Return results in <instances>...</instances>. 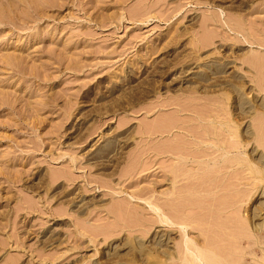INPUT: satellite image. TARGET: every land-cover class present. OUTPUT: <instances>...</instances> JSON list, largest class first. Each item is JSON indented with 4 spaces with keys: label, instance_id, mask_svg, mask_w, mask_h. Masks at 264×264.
Returning a JSON list of instances; mask_svg holds the SVG:
<instances>
[{
    "label": "rangeland",
    "instance_id": "obj_1",
    "mask_svg": "<svg viewBox=\"0 0 264 264\" xmlns=\"http://www.w3.org/2000/svg\"><path fill=\"white\" fill-rule=\"evenodd\" d=\"M251 55L264 0H0V264H171L162 211L222 255L237 199L261 259Z\"/></svg>",
    "mask_w": 264,
    "mask_h": 264
},
{
    "label": "bare ground",
    "instance_id": "obj_2",
    "mask_svg": "<svg viewBox=\"0 0 264 264\" xmlns=\"http://www.w3.org/2000/svg\"><path fill=\"white\" fill-rule=\"evenodd\" d=\"M263 46V45H262ZM255 53V52H254ZM257 53V52H256ZM253 55V54H252ZM251 55V56H252ZM250 56V57H251ZM253 58H251V60L249 61L251 64H253V66L254 67H256V68H258V71H260V70H262V71H264L263 69V67H261V65H262V63L264 62V60H262V59H259V58H261V57H257V56H252ZM263 62H262V61ZM248 62V63H249ZM264 64V63H263ZM262 66H264V65H262ZM263 68V69H262ZM260 69V70H259ZM257 71V72H258ZM262 71H260V72H258L260 75H263L262 74ZM260 75H258V77L260 76ZM260 79H261V76H260ZM259 82V81H258ZM260 84V83H259ZM259 116V115H258ZM258 119V118H257ZM259 120H261V122L259 121ZM257 122H260V123H262V119H259ZM256 122V121H255ZM260 123H258L259 125H260ZM263 123H264V121H263ZM262 123V124H263ZM257 124V125H258ZM260 125L259 127L260 128H262V126L264 127V124L263 125ZM256 125V126H257ZM258 127V126H257ZM258 127V128H259ZM256 129V128H255ZM257 130V129H256ZM260 133V132H259ZM264 134V133H263ZM260 136L262 137V135H261V133H260ZM259 136V137H260ZM264 138V137H263ZM262 139V138H261ZM255 141H256V139H255ZM261 141V140H260ZM260 141H259V143H260ZM262 143H263V139H262V141H261ZM261 143V144H262ZM263 145V148H264V144H262ZM227 154V152L225 151V161L227 160V158H226V155ZM227 162V161H226ZM231 163V162H230ZM235 163V162H234ZM236 164H238V163H236ZM226 165V164H225ZM251 167V166H250ZM255 167V166H254ZM263 169V168H262ZM253 170V169H252ZM255 170H257V169H255ZM258 171V170H257ZM258 173H259V171H258ZM257 173V174H258ZM262 173V172H261ZM260 173V174H261ZM253 183V182H252ZM194 184V183H193ZM252 186V185H251ZM190 191V190H189ZM249 191H251L250 192V194L252 193V191L253 190H248V192ZM247 192V191H246ZM247 192V193H248ZM245 196H246V198H247V194H245ZM245 196H243V197H245ZM249 196H251V195H249ZM224 197V196H223ZM240 197V196H239ZM240 198H242V197H240ZM216 200V199H215ZM216 204V203H215ZM227 203L225 202V205H226ZM229 205H223V207H225L224 209H225V211H226V213L229 211L230 212V214L233 216H231L230 217V215H229V223H230V225L229 226H231V223L233 224L230 228L232 229H229V231H231V233H230V236H232L231 238H233L235 241H236V243H234L233 245L232 244H230L231 246L229 247V243H228V245L227 244H221V246L222 247H224L225 248V253H224V251H222V255H221V250H223V248H221L220 246V248H221V250L220 249H218L217 248V246H216V244H214L215 245V248H213V247H211V245H209V243L207 244V243H205V244H199L198 242H197V240H195V239H193L192 237H191V235L189 234V232H188V230H187V227L189 228V226L191 225V224H189L188 222H187V220H185L186 218H182V216H180V217H178L179 216V213H177L178 215H174V213L175 212H171V214L173 213V215H174V217L176 216L177 218H181V219H178L177 221L175 220V219H177L176 217H175V219H174V217H173V215H171L170 213H165L164 211H162V215L160 216V222H163V223H165V224H174V225H177L178 226V228L179 229H181L180 231H181V243H179V249H178V255L177 256H174V257H172V256H170L171 257V259L172 258H174V259H172V262H171V264H247L246 263V261L244 260V255H245V251H244V249L242 248L243 246H241V244L242 243H240V241H241V239H243L244 238V236H248V238H251V236H252V238H254L253 236H256L254 233H249V229H247V227L246 226H244V225H246V224H244L243 226H242V214H241V202L237 199V201H232V203H228ZM228 206V207H227ZM159 207V206H158ZM222 207V208H223ZM156 209L158 210V211H160V209L159 208H157L156 207ZM172 209V208H171ZM170 209V210H171ZM223 209V210H224ZM222 210V209H221ZM174 211V210H173ZM181 211V210H180ZM119 212V211H118ZM179 212V211H178ZM182 212V211H181ZM125 213V212H124ZM225 213V214H226ZM122 214V213H121ZM226 216H227V214H226ZM123 217V216H122ZM224 217V216H223ZM228 218V217H227ZM230 219H233L232 220V222H230ZM227 220V219H226ZM226 220H225V222H226ZM125 221V220H124ZM207 221V220H206ZM223 221H224V219H223ZM191 222V221H190ZM192 223V222H191ZM221 223V222H220ZM244 223H246L245 221H244ZM227 224V223H226ZM235 224V225H234ZM219 225V224H218ZM228 225V224H227ZM220 226H222V225H220ZM224 226H225V224H224ZM234 226H235V228H236V231H235V229H234ZM248 226V225H247ZM217 227H219V226H217ZM222 228V227H221ZM249 228V227H248ZM220 229V228H219ZM224 229H227L226 227L224 228ZM227 229V230H228ZM222 230V229H221ZM234 230V231H233ZM225 231V230H224ZM234 232V233H233ZM108 233V232H107ZM116 233V232H115ZM221 233V232H220ZM223 233V232H222ZM225 233V232H224ZM229 233V232H228ZM103 234V233H102ZM209 234V233H208ZM229 235V234H228ZM249 235H250V237H249ZM109 236V235H108ZM107 236V237H108ZM208 236V238H209V236L210 235H207ZM227 236V235H226ZM246 236V237H247ZM105 237V236H104ZM220 237V236H219ZM222 237V236H221ZM220 237V238H221ZM225 237V236H224ZM214 238V237H213ZM227 238V237H226ZM230 238V239H231ZM105 239V238H104ZM225 239V238H224ZM229 239V240H230ZM206 240H208L209 241V239H206ZM222 240V239H221ZM223 241V240H222ZM234 241V242H235ZM228 242H230V241H228ZM242 242V241H241ZM210 244H212V242L210 241ZM219 244V245H220ZM237 245V246H236ZM178 246H176V247H178ZM227 248H226V247ZM248 246V245H247ZM251 246V245H250ZM218 249V251L220 250V252H218L217 251V249ZM228 248H230V251L231 252H229V249ZM233 248V249H232ZM246 248V247H245ZM166 252V251H165ZM177 252L175 253V254H177ZM220 253V254H219ZM254 256V255H253ZM259 257V256H258ZM257 257V258H258ZM169 258V257H168ZM263 260H264V250H263V256L261 257V259H256L255 257L252 259V261H251V264H262V262H263Z\"/></svg>",
    "mask_w": 264,
    "mask_h": 264
}]
</instances>
